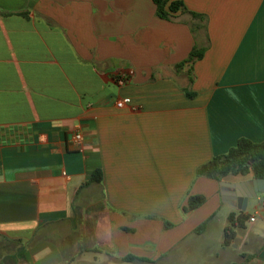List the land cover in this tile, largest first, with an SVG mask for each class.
<instances>
[{"label":"crops","instance_id":"crops-1","mask_svg":"<svg viewBox=\"0 0 264 264\" xmlns=\"http://www.w3.org/2000/svg\"><path fill=\"white\" fill-rule=\"evenodd\" d=\"M180 1L0 0V264H264L252 177L197 176L264 141V0Z\"/></svg>","mask_w":264,"mask_h":264},{"label":"trees","instance_id":"trees-1","mask_svg":"<svg viewBox=\"0 0 264 264\" xmlns=\"http://www.w3.org/2000/svg\"><path fill=\"white\" fill-rule=\"evenodd\" d=\"M155 5L156 15L168 20L178 12L186 11L182 1L170 0H152ZM22 15H25L24 13ZM193 17H198L192 13ZM203 49L193 48L188 58L178 65L180 68L188 63H193L195 60L200 59L203 54ZM98 171L94 172L91 179L84 185L92 182H100L101 175ZM251 176L252 179H264V141L254 143L246 138H240L236 145L229 149L226 154L213 157L208 163L202 165L197 169V176H206L216 181H221L230 176ZM205 203V198L202 196H189L186 206L182 209L184 213H189ZM244 216L236 217L230 215L228 218V225L224 229V245L231 244L235 237V227L242 225ZM170 224H167L169 227ZM205 226L203 223L198 229ZM125 260H142L133 256L125 257Z\"/></svg>","mask_w":264,"mask_h":264},{"label":"water","instance_id":"water-1","mask_svg":"<svg viewBox=\"0 0 264 264\" xmlns=\"http://www.w3.org/2000/svg\"><path fill=\"white\" fill-rule=\"evenodd\" d=\"M242 184L249 185L251 187L250 188L251 191H249V193H246L244 195H239L235 191L237 188L235 184V187L233 188L234 189L233 198L235 200H237L239 203H242L243 205H246L249 199H256L258 196H261L259 197L260 201H264V179H252Z\"/></svg>","mask_w":264,"mask_h":264},{"label":"built area","instance_id":"built-area-1","mask_svg":"<svg viewBox=\"0 0 264 264\" xmlns=\"http://www.w3.org/2000/svg\"><path fill=\"white\" fill-rule=\"evenodd\" d=\"M119 83H120V84H123L124 81L121 79V80H119ZM123 104H124L123 102H120V103L117 104V107L121 108V107H123ZM70 141H71V144H72L75 148H80L81 145H82V135L76 133V134L72 135ZM251 221H254V219L251 218Z\"/></svg>","mask_w":264,"mask_h":264},{"label":"rangeland","instance_id":"rangeland-1","mask_svg":"<svg viewBox=\"0 0 264 264\" xmlns=\"http://www.w3.org/2000/svg\"><path fill=\"white\" fill-rule=\"evenodd\" d=\"M153 264H156V263H153Z\"/></svg>","mask_w":264,"mask_h":264}]
</instances>
